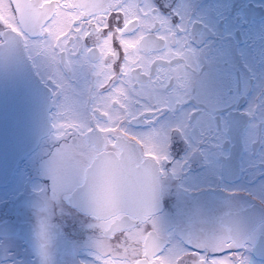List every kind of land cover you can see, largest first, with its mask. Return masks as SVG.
Instances as JSON below:
<instances>
[{
	"label": "snow or ice",
	"instance_id": "1",
	"mask_svg": "<svg viewBox=\"0 0 264 264\" xmlns=\"http://www.w3.org/2000/svg\"><path fill=\"white\" fill-rule=\"evenodd\" d=\"M198 3L20 0L17 18L0 22V65L27 59L51 85L36 167L46 182L28 185L33 259H17L6 247L13 233L0 231V264H57L58 245L63 264H83L80 255L89 264H257L264 256V182L246 190L226 178L237 129L243 156L258 154L264 166V88L242 125L220 114L218 82L233 53L210 41L230 36ZM82 67L91 80L76 93L70 81ZM193 101L203 106L185 107ZM245 163L235 167L246 171ZM201 179L225 193L216 213L195 199ZM69 218L84 239L65 233Z\"/></svg>",
	"mask_w": 264,
	"mask_h": 264
},
{
	"label": "flooded vegetation",
	"instance_id": "2",
	"mask_svg": "<svg viewBox=\"0 0 264 264\" xmlns=\"http://www.w3.org/2000/svg\"><path fill=\"white\" fill-rule=\"evenodd\" d=\"M160 4H167L170 0H157ZM20 0H0V22L8 24L16 19L14 5ZM198 8L202 13L211 12L206 18L211 24L218 26L221 33L230 36V39H215L217 47L227 45L233 53V63L226 69L225 76L218 82L221 94L220 114L229 117L234 124L242 125L246 120L244 111L250 103L255 102L262 88H264V0H199ZM241 14L243 16L241 17ZM241 53H244L241 56ZM30 62V61H29ZM32 75L26 80L22 75L26 69H19L20 74L9 75V66L5 62L0 65V231L13 233L11 239L6 240V247L10 248L17 259L30 262L33 257L30 250L32 239V225L34 217L32 210L27 206L31 193L28 187L29 179L35 178L39 182H46L36 174L38 154L42 144V136L36 146L18 157L10 154L19 152L21 145L27 139H33L36 134V113L41 111V98L43 93L47 98L49 120L50 99L49 85L41 76V72L30 62ZM91 80L90 71L86 67L79 69L78 74L70 81L71 88L79 93ZM245 88L248 94L242 95ZM203 105L193 101L186 105L188 108H201ZM142 131L147 130L143 126ZM235 157L234 168L226 172V178L231 187L246 190H255L256 186L264 182V166L261 165L259 155L243 156L240 147L238 129L234 131ZM175 147V145H174ZM16 150V151H13ZM259 148H257V153ZM243 159L246 171L241 172L235 165ZM15 160V161H13ZM13 163L10 177L5 178L4 166ZM204 171L199 165L194 168V175L199 176ZM204 191L198 193L195 199L205 204L212 213L219 211L217 202L225 197L220 191H209L207 181L201 179ZM238 199L255 203L258 214L260 205L251 201L246 193H241ZM169 209L172 204L168 205ZM75 225V227H74ZM76 219L69 218L65 221L64 231L76 240L85 238V234L77 229ZM57 264H63L68 259L62 245H58ZM237 251V250H233ZM83 264H89L90 257L80 255L77 258ZM264 260V256L257 253V264ZM10 264V262H9Z\"/></svg>",
	"mask_w": 264,
	"mask_h": 264
},
{
	"label": "water",
	"instance_id": "3",
	"mask_svg": "<svg viewBox=\"0 0 264 264\" xmlns=\"http://www.w3.org/2000/svg\"><path fill=\"white\" fill-rule=\"evenodd\" d=\"M9 75L12 74H20L18 72L19 69H26V74L22 75L26 78V80H28L30 78V75H32L31 70H33L29 60L24 59L22 61H20L19 63H13V64H9ZM47 98H45V94L43 93L42 98H41V111H38L36 113V125L35 128L36 130L34 131V133L36 134V136L33 139H27L26 143L21 145L19 148V152H17L16 150L13 149V151H16V154H10L11 156L18 157V155L20 156L27 153L28 151H30L34 146H36L38 144V142L40 141L41 137L44 136L47 133V129H48V125H49V112H48V105H47ZM15 161V160H13ZM13 163H9L8 167L4 166V172H7V175L5 178H9L10 174L12 172V168H13Z\"/></svg>",
	"mask_w": 264,
	"mask_h": 264
}]
</instances>
